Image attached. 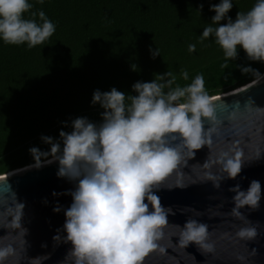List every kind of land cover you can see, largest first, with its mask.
<instances>
[{"label":"clouds","instance_id":"9594fccd","mask_svg":"<svg viewBox=\"0 0 264 264\" xmlns=\"http://www.w3.org/2000/svg\"><path fill=\"white\" fill-rule=\"evenodd\" d=\"M38 2L42 4L43 0ZM232 7L231 0H221L210 8L215 15L203 29L199 42L214 37L226 61L237 58L239 46L249 60L264 64V0H257L246 13L238 11L235 21L227 17ZM202 8L200 5L197 11ZM32 9L29 0H0V40L6 45L26 43L29 49L48 41L56 24L44 11ZM25 13H30L29 18ZM222 20L227 22L220 24ZM195 48V44H189L188 51L194 52ZM150 52L153 59L160 56L159 49ZM131 67L136 70L135 65ZM242 71L259 74L250 68ZM180 78L188 80L187 70H181ZM132 91L136 95H126L116 88L103 93L94 91L92 104L104 110L102 123L78 117L71 121V132L60 131L58 140L41 137L50 146L47 152L29 149L32 167L56 163L58 178L77 182L74 190L65 193L71 195L72 203L64 212V236L58 230L53 237L54 241L71 245L64 259H71L72 264H141L157 248L170 212L161 207L153 186L177 169L185 154L194 156L211 143L203 121L215 119L214 107L202 74L181 86L177 76L167 71L155 75L151 82L134 83ZM177 140L179 143L174 144ZM216 163L221 165L223 179H235L244 164L240 152L234 156L224 153ZM209 178L214 180L215 188L220 187L219 178ZM8 191L16 197L10 185ZM229 191L234 193L232 215L237 218L242 217L239 209L259 207L258 180H252L246 191L239 184ZM16 207L21 213L14 218L15 227L26 245L27 229L21 224L24 205L16 200ZM255 234L254 228L238 233L241 237ZM208 239V225L197 220H187L181 229L182 245L195 244L211 250ZM16 256L13 244L0 240V264H8L9 258ZM32 259L43 261L48 257Z\"/></svg>","mask_w":264,"mask_h":264},{"label":"trees","instance_id":"16d2710c","mask_svg":"<svg viewBox=\"0 0 264 264\" xmlns=\"http://www.w3.org/2000/svg\"><path fill=\"white\" fill-rule=\"evenodd\" d=\"M220 2L29 0L32 11H44L56 31L32 49L0 40V175L34 164L29 149L47 152L50 146L41 137L58 140L60 131L71 132L72 120L102 123L104 110L92 104L96 90L116 88L136 95L134 83L151 82L167 71L181 86L202 74L210 97L256 80L264 64L249 60L239 46L237 58L226 61L214 37L199 42L215 15L210 8ZM231 2L227 17L235 21L238 11L246 13L257 0ZM24 15L29 18L30 13ZM189 44L196 45L194 52L188 51ZM150 49H159L160 56L153 59ZM225 63L227 68H222ZM245 68L259 74L243 72ZM181 70H187L188 80L180 78Z\"/></svg>","mask_w":264,"mask_h":264},{"label":"water","instance_id":"95a60500","mask_svg":"<svg viewBox=\"0 0 264 264\" xmlns=\"http://www.w3.org/2000/svg\"><path fill=\"white\" fill-rule=\"evenodd\" d=\"M212 103L215 119L203 121L211 143L194 156L185 154L177 169L153 186L161 207L170 212L157 248L141 264H264V74L253 84L212 98ZM237 152L244 163L240 174L223 179L216 161L224 153L234 156ZM57 169L52 163L0 178V240L17 250L8 264H72L64 259L71 245L53 237L58 230L64 236V212L72 203L71 195L65 193L74 190L77 182L58 178ZM210 176L219 178V188ZM252 180L261 184L259 207L241 208L242 217L237 218L232 215L234 193L229 189L239 184L246 191ZM16 200L24 205L21 224L27 229L26 245L15 227L14 218L21 213ZM55 207L61 210L54 212ZM189 219L208 225L211 250L180 243L181 229ZM244 228H254L256 234L239 236ZM45 256L48 259L43 261L32 259Z\"/></svg>","mask_w":264,"mask_h":264},{"label":"rangeland","instance_id":"374dc122","mask_svg":"<svg viewBox=\"0 0 264 264\" xmlns=\"http://www.w3.org/2000/svg\"><path fill=\"white\" fill-rule=\"evenodd\" d=\"M264 74V73H263ZM263 74H261V76H259L256 80H254L253 82H256V81H258L262 76H263ZM253 82H251V83H253ZM229 93V92H228ZM226 94V93H225ZM223 95V94H222ZM218 96H220V95H218ZM216 97V96H215ZM215 97H212V98H215ZM33 165V164H32ZM32 165H29V166H26V167H22V168H19V169H15V170H12V171H10V172H7V173H5V174H3V175H0V178H4V177H7L8 175H10V174H13V173H17V172H20V171H23V170H26V169H29V168H31L32 167ZM26 168V169H25Z\"/></svg>","mask_w":264,"mask_h":264},{"label":"bare ground","instance_id":"6f19581e","mask_svg":"<svg viewBox=\"0 0 264 264\" xmlns=\"http://www.w3.org/2000/svg\"><path fill=\"white\" fill-rule=\"evenodd\" d=\"M253 83H255V82H253ZM253 83H252V84H253ZM31 168H32V167H31ZM25 169H26V168H25Z\"/></svg>","mask_w":264,"mask_h":264}]
</instances>
